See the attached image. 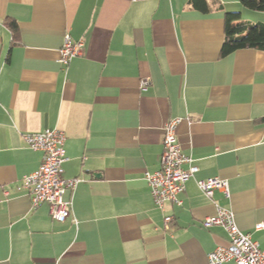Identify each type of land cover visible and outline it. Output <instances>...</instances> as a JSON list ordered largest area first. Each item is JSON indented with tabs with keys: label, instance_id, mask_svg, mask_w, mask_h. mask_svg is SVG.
Returning <instances> with one entry per match:
<instances>
[{
	"label": "crops",
	"instance_id": "0c3cea01",
	"mask_svg": "<svg viewBox=\"0 0 264 264\" xmlns=\"http://www.w3.org/2000/svg\"><path fill=\"white\" fill-rule=\"evenodd\" d=\"M206 1L207 12L190 0H0V264H208L229 241L202 224L219 207L264 248V50L221 55L226 12H264ZM66 35L83 42L68 64ZM176 118L197 170L183 203L161 208L145 175ZM56 127L61 175L81 178L64 221L33 208L23 183L44 158L24 135ZM210 177L230 195L207 197L198 181Z\"/></svg>",
	"mask_w": 264,
	"mask_h": 264
},
{
	"label": "built area",
	"instance_id": "2783aa9c",
	"mask_svg": "<svg viewBox=\"0 0 264 264\" xmlns=\"http://www.w3.org/2000/svg\"><path fill=\"white\" fill-rule=\"evenodd\" d=\"M82 48V41H74L70 35H66L61 48L60 61L68 64L73 57L82 53ZM148 84V80L142 81L144 88ZM180 121L181 118H176L165 124L161 166L158 170L147 172L145 175L153 199L161 208L166 201L178 205L183 203L180 194L185 190L186 181L197 170L193 165L192 157L182 152L176 137L175 130ZM24 138L31 148L44 152L40 167L23 178L24 185L31 191L32 207L46 205L52 219L64 221L70 215L73 204L72 199L65 198V194L69 190L74 191L81 180L79 177L66 179L61 175L62 163L65 159V132L56 127L27 133ZM198 185L210 198L216 190L222 191L226 196L230 195L228 181L219 177L199 180ZM170 220L171 218H167L166 223ZM202 224L205 228L222 226L229 236L228 244L218 245L207 254L208 264H223L229 261L235 264H264V248L253 239L252 233L244 232L238 227L231 209L219 207L217 213L206 217ZM256 228H264V222L258 223Z\"/></svg>",
	"mask_w": 264,
	"mask_h": 264
},
{
	"label": "trees",
	"instance_id": "16d2710c",
	"mask_svg": "<svg viewBox=\"0 0 264 264\" xmlns=\"http://www.w3.org/2000/svg\"><path fill=\"white\" fill-rule=\"evenodd\" d=\"M248 10L264 12V0H240ZM190 4L204 12L208 11L206 0H190ZM14 30L16 22L8 20ZM15 40L17 37L15 36ZM264 50V22L243 19L241 11H228L225 15V40L221 55H227L239 49Z\"/></svg>",
	"mask_w": 264,
	"mask_h": 264
},
{
	"label": "rangeland",
	"instance_id": "374dc122",
	"mask_svg": "<svg viewBox=\"0 0 264 264\" xmlns=\"http://www.w3.org/2000/svg\"><path fill=\"white\" fill-rule=\"evenodd\" d=\"M243 19H251V17H245V18H243ZM260 21H263L264 22V20H260Z\"/></svg>",
	"mask_w": 264,
	"mask_h": 264
}]
</instances>
